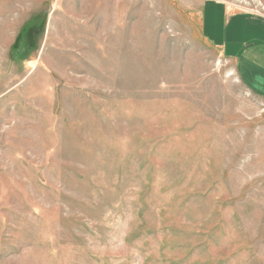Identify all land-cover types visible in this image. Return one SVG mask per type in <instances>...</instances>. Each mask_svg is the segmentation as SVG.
Wrapping results in <instances>:
<instances>
[{
  "label": "rangeland",
  "instance_id": "1",
  "mask_svg": "<svg viewBox=\"0 0 264 264\" xmlns=\"http://www.w3.org/2000/svg\"><path fill=\"white\" fill-rule=\"evenodd\" d=\"M207 2L264 17L0 0V264H264V100Z\"/></svg>",
  "mask_w": 264,
  "mask_h": 264
},
{
  "label": "crops",
  "instance_id": "2",
  "mask_svg": "<svg viewBox=\"0 0 264 264\" xmlns=\"http://www.w3.org/2000/svg\"><path fill=\"white\" fill-rule=\"evenodd\" d=\"M207 11L218 12L222 24L210 23ZM202 35L227 59L241 67L245 81L264 100V17L230 12L216 2H207L201 10Z\"/></svg>",
  "mask_w": 264,
  "mask_h": 264
},
{
  "label": "trees",
  "instance_id": "3",
  "mask_svg": "<svg viewBox=\"0 0 264 264\" xmlns=\"http://www.w3.org/2000/svg\"><path fill=\"white\" fill-rule=\"evenodd\" d=\"M33 29H31L28 34L26 35V42L29 44V36L32 34ZM17 46L15 45L13 50H16ZM13 52V51H12Z\"/></svg>",
  "mask_w": 264,
  "mask_h": 264
}]
</instances>
